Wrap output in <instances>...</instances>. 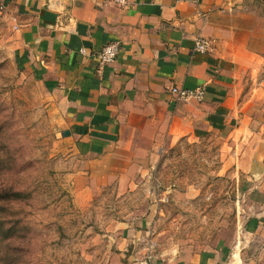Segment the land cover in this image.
Returning a JSON list of instances; mask_svg holds the SVG:
<instances>
[{"label": "crops", "instance_id": "obj_1", "mask_svg": "<svg viewBox=\"0 0 264 264\" xmlns=\"http://www.w3.org/2000/svg\"><path fill=\"white\" fill-rule=\"evenodd\" d=\"M129 2L2 0L12 40L44 69L74 191H132L150 179L160 153L213 138L220 171L240 192L237 238L214 250L155 254L147 227L122 224L112 261L264 264V0ZM198 36L206 53L194 50ZM108 43L119 53L100 66ZM199 86L201 102L169 92Z\"/></svg>", "mask_w": 264, "mask_h": 264}, {"label": "rangeland", "instance_id": "obj_2", "mask_svg": "<svg viewBox=\"0 0 264 264\" xmlns=\"http://www.w3.org/2000/svg\"><path fill=\"white\" fill-rule=\"evenodd\" d=\"M23 53L0 17V190L17 196L0 200V264H114L122 224L147 227L155 254L237 238L240 192L220 171L213 138L160 153L132 191L109 185L78 196L44 69Z\"/></svg>", "mask_w": 264, "mask_h": 264}, {"label": "built area", "instance_id": "obj_3", "mask_svg": "<svg viewBox=\"0 0 264 264\" xmlns=\"http://www.w3.org/2000/svg\"><path fill=\"white\" fill-rule=\"evenodd\" d=\"M122 9H126L130 2L129 0H108ZM3 10L2 0H0V12ZM209 44L203 37H196L194 40V50L200 53H206ZM84 53L83 50H80ZM119 53V46L116 43H108L104 45L97 53V59L100 66L114 62ZM169 92L179 101H195L201 102L205 95V88L199 86L195 89H183L178 87H171Z\"/></svg>", "mask_w": 264, "mask_h": 264}, {"label": "trees", "instance_id": "obj_4", "mask_svg": "<svg viewBox=\"0 0 264 264\" xmlns=\"http://www.w3.org/2000/svg\"><path fill=\"white\" fill-rule=\"evenodd\" d=\"M10 197L17 198L16 193L8 195V191L0 190V200H8Z\"/></svg>", "mask_w": 264, "mask_h": 264}]
</instances>
